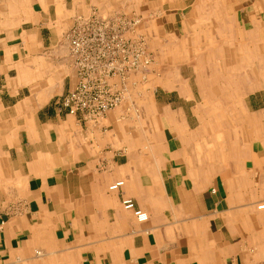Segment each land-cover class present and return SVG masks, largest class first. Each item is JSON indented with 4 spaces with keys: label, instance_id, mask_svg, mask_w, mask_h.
Segmentation results:
<instances>
[{
    "label": "crops",
    "instance_id": "0c3cea01",
    "mask_svg": "<svg viewBox=\"0 0 264 264\" xmlns=\"http://www.w3.org/2000/svg\"><path fill=\"white\" fill-rule=\"evenodd\" d=\"M93 9L141 16L155 54L98 123L62 104ZM260 205L264 0H0V264H264Z\"/></svg>",
    "mask_w": 264,
    "mask_h": 264
},
{
    "label": "built area",
    "instance_id": "2783aa9c",
    "mask_svg": "<svg viewBox=\"0 0 264 264\" xmlns=\"http://www.w3.org/2000/svg\"><path fill=\"white\" fill-rule=\"evenodd\" d=\"M142 20L126 11L104 16L96 9L75 18L65 32L76 76L62 102L69 114L98 123L110 110L128 102L136 86L149 81L154 52ZM123 186L124 181L118 180L109 189L120 191ZM122 205L139 222L149 220L148 212L137 207L132 197L123 195Z\"/></svg>",
    "mask_w": 264,
    "mask_h": 264
},
{
    "label": "rangeland",
    "instance_id": "374dc122",
    "mask_svg": "<svg viewBox=\"0 0 264 264\" xmlns=\"http://www.w3.org/2000/svg\"><path fill=\"white\" fill-rule=\"evenodd\" d=\"M150 29V31H152L151 30V28H149ZM157 36H158V34H156ZM156 41H157V45H156V67L158 68V65L160 64V63H162V64H164L165 62H162V61H160L159 62V60H158V57H157V55L159 56V54H161V51H163V49H165L164 48V40H162V39H157L156 38ZM149 46H150V48H151V38H150V40H149ZM152 46H153V44H152ZM154 47V46H153ZM158 60V61H157ZM154 65H155V54H154V64H153V66H152V72H151V75L149 76V81H144V82H141L140 83V85H138V86H140V90L141 91H139V92H133L132 94H131V97L127 100L128 102H134V100H135V102H136V100H139V99H143V97L142 96H144V98L146 97V96H148V91H145L149 86H151V84H149L150 83V81L151 80H153V77H154V75H155V71H154ZM160 67V66H159ZM157 73V72H156ZM158 74L159 73H157V75H156V77L158 76ZM153 83V82H152ZM138 86H136V87H138ZM135 87V88H136ZM146 88V89H143V88ZM128 102H125L124 104H126V103H128ZM123 104V105H124ZM125 111H128V110H125Z\"/></svg>",
    "mask_w": 264,
    "mask_h": 264
},
{
    "label": "bare ground",
    "instance_id": "6f19581e",
    "mask_svg": "<svg viewBox=\"0 0 264 264\" xmlns=\"http://www.w3.org/2000/svg\"><path fill=\"white\" fill-rule=\"evenodd\" d=\"M186 31V30H185ZM229 47H232V46H229ZM219 49H221L220 47H219ZM236 49V48H235ZM218 50V49H217ZM238 50V49H237ZM218 53V52H217ZM208 55V54H207ZM210 57V56H209ZM215 59V58H214ZM260 61V60H259ZM219 64V63H218ZM216 65V64H215ZM208 66V65H207ZM206 67V66H205ZM220 69V68H219ZM246 69V68H245ZM258 70V69H257ZM260 71V70H259ZM261 72H262V70H261ZM259 76V75H258ZM261 77V76H260ZM259 77V78H260ZM231 86V85H230ZM247 95V94H246ZM245 95V96H246ZM143 97V96H142ZM203 106V105H202ZM156 110V109H155ZM196 110V109H195ZM243 114V113H242ZM177 118H179L178 116H176ZM232 118V117H231ZM238 118V117H237ZM182 120V119H181ZM198 124V123H197ZM231 124V123H230ZM173 126V125H172ZM182 127V126H181ZM177 128V127H176ZM242 133V132H241ZM244 133V132H243ZM242 133V134H243ZM176 135V134H175ZM180 135V134H179ZM184 135V134H183ZM186 137V136H185ZM199 140V139H198ZM259 140V139H258ZM221 141V140H220ZM211 143V142H210ZM211 145V144H210ZM261 145V144H260ZM213 146V145H212ZM208 147H209V145H208ZM262 147V146H261ZM209 149V148H208ZM214 149V148H213ZM197 150V149H196ZM223 150V149H222ZM209 151V150H208ZM208 153H210V152H208ZM222 154V153H221ZM222 156V155H221ZM248 164V163H247Z\"/></svg>",
    "mask_w": 264,
    "mask_h": 264
}]
</instances>
